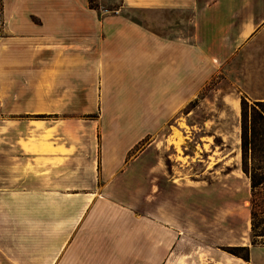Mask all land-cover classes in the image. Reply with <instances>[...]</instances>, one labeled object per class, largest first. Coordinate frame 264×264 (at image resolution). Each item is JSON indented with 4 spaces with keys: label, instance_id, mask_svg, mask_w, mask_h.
I'll return each instance as SVG.
<instances>
[{
    "label": "crops",
    "instance_id": "obj_1",
    "mask_svg": "<svg viewBox=\"0 0 264 264\" xmlns=\"http://www.w3.org/2000/svg\"><path fill=\"white\" fill-rule=\"evenodd\" d=\"M97 5L0 0V264H236L230 221L205 229L158 190L175 183L156 156L126 159L259 36L264 0ZM242 263L264 264V246Z\"/></svg>",
    "mask_w": 264,
    "mask_h": 264
},
{
    "label": "rangeland",
    "instance_id": "obj_2",
    "mask_svg": "<svg viewBox=\"0 0 264 264\" xmlns=\"http://www.w3.org/2000/svg\"><path fill=\"white\" fill-rule=\"evenodd\" d=\"M93 5L98 6L97 0H93ZM128 16L134 20L144 18L134 13ZM255 103H264V30L222 66L199 98L190 103L187 117L183 110L172 121L161 123L160 127L158 123L157 136L142 139L126 159L132 160L145 151L140 161L148 165L156 156L158 176L163 179L172 173L175 183L162 182L158 190L162 195L164 192L183 195L189 218H204L205 229L210 227L209 221L216 224L220 220L225 226L230 221L236 242L247 246L221 247L224 252L236 247L264 246V125L252 121L251 108ZM28 118L39 125L44 116L35 112ZM93 118L97 115L89 120ZM96 135L98 141L94 145L98 150V130ZM150 144L155 155L149 152ZM29 181L30 185L24 188L35 187V181ZM229 194H235L236 200L231 212L223 208L222 200ZM215 195L221 196L220 209ZM235 261L243 264L240 258Z\"/></svg>",
    "mask_w": 264,
    "mask_h": 264
},
{
    "label": "trees",
    "instance_id": "obj_3",
    "mask_svg": "<svg viewBox=\"0 0 264 264\" xmlns=\"http://www.w3.org/2000/svg\"><path fill=\"white\" fill-rule=\"evenodd\" d=\"M91 7L96 8L93 5V0H88ZM242 105H246L244 101H242ZM264 103H255V105L251 108L252 110V121L256 122L258 120L261 124L264 125ZM242 148L243 150L246 148V136L245 133L242 136ZM227 253L242 259L244 262H248L249 260V248L248 247H236L226 250Z\"/></svg>",
    "mask_w": 264,
    "mask_h": 264
}]
</instances>
